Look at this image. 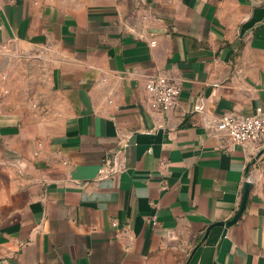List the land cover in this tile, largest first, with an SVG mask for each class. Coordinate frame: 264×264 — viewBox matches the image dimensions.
Here are the masks:
<instances>
[{"label":"crops","instance_id":"0c3cea01","mask_svg":"<svg viewBox=\"0 0 264 264\" xmlns=\"http://www.w3.org/2000/svg\"><path fill=\"white\" fill-rule=\"evenodd\" d=\"M260 107L264 0H0V264H264Z\"/></svg>","mask_w":264,"mask_h":264},{"label":"built area","instance_id":"2783aa9c","mask_svg":"<svg viewBox=\"0 0 264 264\" xmlns=\"http://www.w3.org/2000/svg\"><path fill=\"white\" fill-rule=\"evenodd\" d=\"M146 91L151 107L161 112L171 110L178 102L180 87L170 76L161 75L149 78L146 82ZM203 106L195 107L200 112ZM216 131L228 138L232 144L247 146L249 144H262L264 142V108L256 109L254 114L236 116L227 114L216 124ZM120 157L116 155L113 161L107 160L100 170L102 178L109 177L113 171H120Z\"/></svg>","mask_w":264,"mask_h":264},{"label":"water","instance_id":"95a60500","mask_svg":"<svg viewBox=\"0 0 264 264\" xmlns=\"http://www.w3.org/2000/svg\"><path fill=\"white\" fill-rule=\"evenodd\" d=\"M262 154H264V148L259 152V154L255 158L254 162H256ZM251 188H252L251 182H247L244 186V189H243V201H242L240 210L237 212L236 216L232 220H230L228 223L224 224L225 227H227V228L230 227L231 225L235 224L240 219V217L242 216L243 212L245 211L246 205L248 203Z\"/></svg>","mask_w":264,"mask_h":264},{"label":"rangeland","instance_id":"374dc122","mask_svg":"<svg viewBox=\"0 0 264 264\" xmlns=\"http://www.w3.org/2000/svg\"><path fill=\"white\" fill-rule=\"evenodd\" d=\"M60 1H65V0H60Z\"/></svg>","mask_w":264,"mask_h":264}]
</instances>
